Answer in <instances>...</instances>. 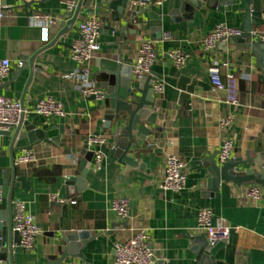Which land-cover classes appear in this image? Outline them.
I'll use <instances>...</instances> for the list:
<instances>
[{
	"label": "crops",
	"instance_id": "obj_1",
	"mask_svg": "<svg viewBox=\"0 0 264 264\" xmlns=\"http://www.w3.org/2000/svg\"><path fill=\"white\" fill-rule=\"evenodd\" d=\"M0 4L8 6L0 26V58L12 63L11 75L0 93L20 100L30 111L28 120L40 128L49 131L63 125L65 130L59 142H41L33 147L37 163L21 165L17 159L26 150L14 149L12 153V137L0 134V186L6 172L11 179L14 166L19 174L26 175L31 188H16L13 202L25 201L28 212L42 228L31 251L15 254L16 264H113L115 242L128 237L132 227L148 229L155 264H212L208 255L200 256L202 244L198 236L203 233L197 229L198 215L205 208L213 211L216 223L232 228L226 243L213 246L212 255L219 264H264V199L249 197L246 189L250 185L225 181L217 194L212 193L205 165L208 157L219 152L224 139L231 137V159L247 160L249 163L242 168L263 172L264 66L232 40L221 41L214 49H206L203 44L204 36L219 23L240 28L243 3L221 8L206 4L197 8L192 18L185 17L182 0L144 6L135 21H117V12L112 10L97 14L106 17V21L102 22L101 51L91 66L95 84L102 88L99 77L107 73L101 62L114 58L117 52L122 51L125 59L136 62L141 43L152 40L150 13H156L162 17L163 38L154 41L159 58L153 73L164 81L165 89L162 94H155L152 111L158 114L157 124L147 123L151 128L149 136L137 138L131 150L138 167L121 163L111 157L110 149L104 152L100 147L105 155L103 165L96 170L93 157L81 191L77 186L70 188L67 180L80 174L81 160L92 151L86 143L88 136L104 135L108 143L117 130L105 120L103 100L83 96L71 79L76 70L70 54L78 36L77 26L89 16L81 11L74 26L58 38L70 20L64 0H0ZM149 6L150 11H146ZM38 12L55 17L47 34L33 23V14ZM255 29L264 32V26ZM166 35L170 38L165 39ZM50 44L54 45L40 58L52 65L47 72L35 70L28 83L30 70L20 72L22 61ZM177 49L187 56L183 67H177L167 56ZM224 61L228 65L220 67L223 80L234 75L238 81L237 105L228 101L227 91L213 90L211 69ZM17 72L20 74L13 81ZM145 81L138 84L131 78L135 87L142 88ZM45 97L63 102L71 118H47L35 113V104ZM229 113L235 114V122L230 129L223 130L219 120ZM169 154H177L186 162L187 184L180 192L161 189L164 162ZM54 195L65 203L54 201ZM2 198L0 194V203ZM117 198L129 199L131 209L127 218L111 210V203ZM12 211L8 204L0 210L5 214V222ZM61 230L91 234L87 245L81 248L83 257L68 256L61 261L67 249L60 239Z\"/></svg>",
	"mask_w": 264,
	"mask_h": 264
},
{
	"label": "water",
	"instance_id": "obj_2",
	"mask_svg": "<svg viewBox=\"0 0 264 264\" xmlns=\"http://www.w3.org/2000/svg\"><path fill=\"white\" fill-rule=\"evenodd\" d=\"M237 2L243 3L244 17L240 26L241 34L232 36L235 44L240 45L244 50H248L256 56L259 64L264 66V41L256 40L252 31L255 27L264 26V0H182L181 8L187 11L186 18H192L197 8L208 4L213 8L232 7ZM133 9L132 0H78L77 7L74 11L68 12L70 19L67 26L60 32L58 38L68 32L78 20V16L82 11L83 14L92 16L100 14L103 10H112L117 12L114 19L117 21L128 22ZM150 6L145 8L150 11ZM152 18V40H161L163 38V21L162 17L156 13H150ZM102 22L106 21V17L101 18ZM113 29V28H111ZM119 31V30H118ZM57 38V40H58ZM54 44H50L38 50L33 56L27 60H23L20 72L29 68L30 78L32 79L35 70L47 72L49 66L52 65L48 60L40 58L41 54L46 52ZM173 61V60H172ZM132 59H125L122 51L116 53L114 58H107L101 62V67L107 74H102L99 81L102 83L104 93L100 98L90 96L91 100H103L106 106L105 120L115 127V134L112 142H108L102 146L104 152L111 150V157L119 160L121 163L130 167H138V162L130 155L137 138H146L151 132L149 124H157L158 114L153 112L155 107L156 93L153 89L154 73L149 76L144 86L135 87L131 83L132 78ZM19 72L13 76V81L19 76ZM140 84V82H136ZM3 87H0L2 89ZM125 123V125L123 124ZM119 129V130H118ZM64 126H54L51 130L46 131L40 128L37 123L26 119L16 128L0 131V134L12 137V153L17 150H32L36 144L41 142H59L61 136H64ZM86 159L81 160L79 166L80 174L67 180L70 188L77 186L81 191L85 187V178L91 168L94 151L87 152ZM218 152L206 160L205 165L210 173L208 180L211 192L217 194L223 181L233 182L238 186H247L257 184L263 189L264 199V171H258L255 168H242L249 162L240 158L230 159L221 165L216 156ZM243 169V170H242ZM22 187L26 191L31 188L30 182L26 175H21L16 166L12 169V176L9 179V173L6 172L3 185L0 186L2 201L0 210H5L6 204L14 211V199L16 188ZM12 211V213H13ZM60 239L65 242L67 249L64 251L62 260L68 256L83 257L81 248H84L91 238V234L87 231H60ZM201 240L200 256L206 254L210 257L212 264H219L215 256L212 255L213 246L208 240L206 234L198 236ZM21 247V236L14 229L13 214L9 215V221L5 222L4 212H0V264H16L15 254L23 252ZM163 264V262H161ZM165 264V263H164Z\"/></svg>",
	"mask_w": 264,
	"mask_h": 264
},
{
	"label": "built area",
	"instance_id": "obj_3",
	"mask_svg": "<svg viewBox=\"0 0 264 264\" xmlns=\"http://www.w3.org/2000/svg\"><path fill=\"white\" fill-rule=\"evenodd\" d=\"M133 9L129 17L135 21L141 13V8L151 4H160L163 0H132ZM64 4L70 11L77 7L78 0H64ZM8 6L0 4V26L6 16ZM33 23L40 27L44 34H47L50 25L55 23V17L47 13L38 12L33 14ZM101 30L102 20L98 15H92L81 21L77 26L78 36L74 40L71 49V59L76 64V70L71 75L76 88L85 97L97 96L104 93L98 87L92 75V62L101 51ZM241 30L237 27L229 26L225 23L217 24L213 30L203 38L206 49H214L221 41L230 40L232 36L240 35ZM252 34L256 40L264 41V32L254 29ZM166 35L165 39H169ZM177 67H183L187 62V56L181 49L172 50L167 53ZM159 52L153 40H144L139 48L137 60L132 65V76L135 82L146 80L153 74L154 67L158 61ZM228 62L219 63L211 69L210 77L214 91L224 90L229 94L228 101L232 104H239L238 81L234 75H229L227 80H223L220 67H226ZM12 63L7 58H0V87L4 81L10 77ZM153 89L156 94H162L165 89L164 81L156 78L153 81ZM33 111L47 118L59 117L64 120L71 118V113L67 111L63 102L53 97L40 99L34 106ZM29 110L23 103L9 96L0 93V131L16 128L23 120L28 119ZM235 122V114L229 113L221 116L219 126L223 130L230 129ZM107 137L104 135H90L87 138V146L94 151V168L99 170L104 162L105 155L100 147L106 144ZM234 149V140L226 137L222 142L218 152V162L223 165L231 159ZM38 158L31 150L24 151L17 159V164L37 163ZM264 171V165L262 166ZM186 162L177 154H169L165 158L163 168V180L161 189L164 191L180 192L187 184ZM1 194V190H0ZM246 194L254 200L263 199V189L260 185L253 184L247 187ZM54 201L65 203L64 199L57 195L52 196ZM1 200V199H0ZM76 201H74L75 203ZM111 210L122 218H127L130 214L131 204L128 198H117L111 203ZM14 229L21 236V247L25 251H31L38 236L42 233V228L35 220L34 216L28 212L27 204L23 200L14 202L13 211ZM198 231L206 234L212 244L226 243L232 234V228L224 223H216L214 213L211 209L205 208L198 215ZM150 235L148 229L144 227H132L130 235L120 238L115 242V257L113 264H155L156 256L150 245Z\"/></svg>",
	"mask_w": 264,
	"mask_h": 264
}]
</instances>
